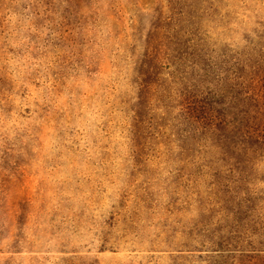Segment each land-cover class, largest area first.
Here are the masks:
<instances>
[{
  "label": "rangeland",
  "instance_id": "obj_1",
  "mask_svg": "<svg viewBox=\"0 0 264 264\" xmlns=\"http://www.w3.org/2000/svg\"><path fill=\"white\" fill-rule=\"evenodd\" d=\"M0 264H264V0H0Z\"/></svg>",
  "mask_w": 264,
  "mask_h": 264
}]
</instances>
